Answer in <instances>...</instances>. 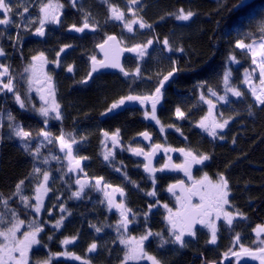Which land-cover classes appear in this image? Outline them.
Returning <instances> with one entry per match:
<instances>
[{"label":"trees","instance_id":"1","mask_svg":"<svg viewBox=\"0 0 264 264\" xmlns=\"http://www.w3.org/2000/svg\"><path fill=\"white\" fill-rule=\"evenodd\" d=\"M34 1L12 0L13 24L0 28V33H3L0 35V48L5 52L3 64L8 67L12 78H21L32 57V48L25 45V42H28L25 40L28 35L31 36L38 24L31 22L38 18L37 6L33 7ZM110 2L119 7H124L128 3L127 0H110ZM140 2L142 6L138 9V15L152 27L140 29L138 25L128 34L124 33L121 27H115L112 20L108 19V6L101 0H79L72 8L71 25L75 23L81 26L85 13L90 14V23L97 24V29L91 36L94 40L91 41L93 49L96 44L103 42L107 35L112 34L117 35L125 47L131 48L136 44L145 43L148 39H153V44L148 49L146 59L138 57L128 58L125 61V69L129 73H133L137 67L140 68L139 77L133 76L129 81L127 79L123 81L117 76L102 78L96 83L95 89L87 93L74 94L72 101H68V104L73 105L69 115L64 116L52 127L51 144L38 136L42 127L35 119L23 115L17 108L14 95L6 90L0 92V125H2L0 127V216L6 221L0 227L11 225L13 211L26 223L35 220L30 209L25 208L20 198L13 193L17 183L24 180L21 194L31 199L35 181L42 176L33 172L35 166L31 161L33 156L22 147L25 142L12 135L8 127L9 112L16 118L15 123L31 132L33 138L29 148L35 151L36 146L41 145L40 159L65 157L56 144L55 137L61 132L72 134L80 141L74 144L73 148L79 158L86 157L83 161L89 174L93 177L104 175L107 180L110 179L113 183L117 181L120 184L117 178L121 176L114 173V178V175L109 174L106 169L107 165L103 159L106 138L102 133L107 131L111 134L119 129V137L124 144H129L144 131L154 133L157 140H163V137L152 124L148 123L140 110L130 113L122 111L110 115H102V113L106 112L123 94H129L132 90L138 95L151 94L162 76L176 67L179 71L165 82L162 102L156 114L160 126L166 129L164 140L170 147L190 149L197 154L209 155L210 159L201 166V172L213 178H218V174L222 173L227 178L232 211L235 213L238 210L245 218L237 216L232 227H226L231 235L221 236L220 248L209 247L210 244H207L204 238L199 244L190 246L187 244L185 248L170 243L166 244L169 252L161 261L164 264H220L221 255L226 252L230 254L229 249L233 248L232 241L236 234H239L243 241L247 242L246 245L253 249L251 245L255 244L254 229L257 225L264 226V106H257L254 98L243 87L242 76L245 70L255 73L251 56L235 48L237 39H244L245 43L251 42V39L260 40L261 33L258 27L260 22L264 21V0H247V7L232 11L228 9L231 8L233 0H140ZM24 6L28 7V12L21 15ZM180 8L186 11L192 10L196 15L189 21H179L170 14L176 13ZM25 25L30 31L25 30ZM248 32L253 34L252 37L243 35ZM165 39L169 41L173 51L169 52L164 48ZM78 46L82 47V44ZM180 48L184 51L177 50ZM231 54L237 57L239 63L228 59ZM225 70L231 71L230 83L244 95L241 98H232L227 106L218 107V113L220 116L223 114V119L233 118L230 119L225 133L219 135L223 139H214L207 132L196 127V123L207 115L209 107L200 100V95L203 93L207 97L209 87L216 90L219 95H224L222 81ZM15 90L18 92V85H15ZM249 105L252 106L254 115L248 114ZM177 107L185 112V118L176 117ZM35 167L52 174V184L56 192L63 188L59 185L61 182L59 177L66 167L64 163L55 159V162L40 163V166ZM142 191L149 192V186L142 187ZM4 200L8 202L7 207L3 203ZM70 206L72 215L65 228L60 230L43 228L44 231L40 234V249L33 253V258L43 261L49 255L63 251L61 241L65 237L76 236L73 245L67 247L69 252L88 259L90 264H119L121 257L112 252L113 236L106 234L107 230L103 231L107 239L106 243L103 246L98 243L96 250L98 254L95 256L88 254V247L93 242L97 244L99 234L95 229L88 228L81 217H84L88 210L91 219L92 213L97 212L99 205L85 200L77 204L72 201ZM54 207H57V204ZM163 213L159 211L158 215L162 214L164 218ZM155 219L158 220H155L156 228L162 218L158 216ZM158 227L160 230V225ZM163 235H165L164 239H170L169 230ZM49 236L52 239H49ZM113 258L114 261L111 260Z\"/></svg>","mask_w":264,"mask_h":264},{"label":"snow or ice","instance_id":"2","mask_svg":"<svg viewBox=\"0 0 264 264\" xmlns=\"http://www.w3.org/2000/svg\"><path fill=\"white\" fill-rule=\"evenodd\" d=\"M102 3L108 6L109 11V20L119 21L123 24L124 29L128 32H133V25H139L140 29L151 28L152 26L144 21L142 16L138 15L137 10H135L134 6L140 3V0H127L130 5L127 9V12L131 14V18H126L125 11L121 10L118 5H115L110 2V0H101ZM72 6H76V0H71ZM247 7V0H233L232 6L229 11L241 9ZM64 8V4L60 2V0H40L38 5L39 17L36 20H32V23H38V27L35 28V31L32 33L34 35L43 37L45 35V26L47 24H60L61 23V15L62 9ZM142 10V9H141ZM12 0H0V25L5 27L13 24V20L11 18L12 13ZM28 7L24 6L22 9V13H27ZM170 15H174L175 19L179 21H189L191 20L196 13L192 10H185L183 8L178 9L176 13H172ZM89 13H85L83 16V23L81 26H77L75 23L68 26L69 31H75L78 33H83L85 29H89L91 31H96L97 24L89 22ZM16 27H20V25H16ZM25 30H29L27 25H25ZM259 32L261 33L260 40L257 41L255 39H251V42L245 43L244 39H237L235 42V48L246 50L248 54L251 55V63L259 69V84L256 85L252 81L251 74L245 70V76L243 83L248 85V90L250 91L252 97L256 101L257 106H264V21H261L258 27ZM3 35V33H0ZM246 37H252V33H244ZM17 42H19V37H17ZM111 42V43H110ZM122 41L119 40L115 35H107L106 39L98 45L101 51L105 54V59L102 61L96 60L93 56L92 67L88 73L86 79L81 81L82 83H87L88 79L92 77V73L99 70V68L113 67L120 68V71L124 73L125 76L133 75L134 77H139L141 75L140 68L137 67L133 73H129L125 71L123 67L119 64V54L122 51H132L136 52L139 58H144L148 55V49L153 44V39H148L145 43L136 44L131 48H121ZM164 48L169 52L173 51L171 48L169 41L165 39L163 41ZM71 47V45H64L58 52L57 57H59L60 53L63 52L66 48ZM178 51H184L183 48L177 49ZM5 52L3 48H0V56H4ZM228 59L234 63H239L237 57L234 54H231ZM33 63L29 64L28 67L24 69L26 73H29L27 77L28 91L33 89L35 85H42L43 87H38L35 90L40 93V100L42 101V106L38 109V113L47 118L51 113H54V119L61 120L62 114L60 112V104L55 99V91L52 86V77L48 75L44 71V66L48 63L47 58L44 53H39L36 56L32 57ZM58 63V61H57ZM0 78L8 76V80L6 83L0 82V92L6 90L9 93H13L15 103L19 105L21 109L26 108L25 100L21 98V95L16 92L15 86L13 84V78L9 76V69L6 65L0 64ZM67 71L72 72L73 66H67ZM179 69L173 67L171 71H169L166 75H163L162 78L158 81V85L155 87L154 92L151 94H129L125 97L120 98L118 101L113 102L111 106L106 110V112L102 113V115H107L111 113L114 109H118L125 104L126 101H138L142 106L150 103L151 104V119L156 121L157 124H160L159 119L156 117V106L160 102L162 98V89L165 86V82H167ZM254 71V70H253ZM231 71L225 70L223 73V85H224V95H219L216 90L212 88H208V94L211 97H215L216 100L221 101L225 104L229 103L228 93H231L232 96L241 98L244 94L236 87L230 83ZM47 92V96L43 93ZM200 100H202L208 107V113L204 117H202L197 123L196 127L202 129L207 132V134L213 138H217L218 130L223 131L224 128L229 124L230 119L233 117H229L227 119H218L214 114V109L216 108V104L212 99H208L202 93L200 95ZM35 107V106H33ZM249 115H254L252 112V106L249 105ZM175 115L178 119L185 118V112L181 110L180 107L175 109ZM145 118L149 117V112H144ZM223 114H221V117ZM8 121L10 122L8 127L11 130L12 135L17 137L22 142V147L29 155L33 156L35 159L41 155V145H37L35 151H32L29 148V144L32 140V134L30 131L25 130L21 125L15 123L16 118L8 113ZM47 122V121H45ZM2 127V125H0ZM161 132L164 131V127L161 126ZM179 131V129H177ZM103 136L106 139H110L112 143V148H108L107 144H105V151L103 153V159L106 162H110L114 159V151L116 147L120 145L119 139V129H117L113 133H109L104 131ZM141 136L144 137L145 140H150L151 137L148 132L140 133ZM38 136L43 137L45 141L49 144L53 142L52 134L48 131L42 130L38 133ZM223 139V137H219ZM56 140L59 141V148L61 152L65 153V158L68 161V172H77L83 171L81 168V160L86 159V157L76 158L73 156V145L79 143L75 136L72 134H65L61 132L58 137H55ZM85 139V138H81ZM235 141H233L234 143ZM152 150L150 152H145L143 148H131L130 151L132 154L136 156H144L147 163L143 165L144 171L149 173V178L152 179L153 186L155 185V176L154 174L157 171H164L165 169H179L184 172L189 179H192V166L194 164H203L205 161L209 160V155L206 154H197L192 150H186L184 148L173 149L170 147L163 148L164 152H173L179 151L184 156V161L182 164H172L171 157L168 158V163L164 164L160 168H155L152 166V156L156 153L157 150L162 148L160 144H153L151 146ZM53 159L59 160V157H52ZM40 163L47 164L49 162V158L45 157L43 160L39 161ZM115 171L121 172L120 167H116ZM33 172L42 175V181L35 188L36 195L34 197L36 203L32 205L30 203V198L27 196H23L21 194L22 186L24 185V180H21L17 183L15 192L13 195L18 196L20 201L23 203L25 208L34 211L36 214H40L41 210L44 207V197L51 190L47 184L50 179V172L47 170H42L38 167H33ZM125 178L126 175H125ZM131 182V181H130ZM134 183V182H132ZM75 184L78 186L76 191H73L71 196L75 199H81L85 195L86 188H92L96 191H99L104 196V201L107 202V207L109 210L116 209L119 213V221L116 225L117 232L120 229H124L125 232L128 229L130 223H133L132 220L129 219V214L132 213V210L128 208L125 204L124 197L126 195L124 188L122 187H113V185L104 182L103 177L94 178V183H91L85 174L84 179L77 178L75 180ZM138 187V185H136ZM180 189V195L176 196V208L173 211L172 208L168 206V204H164L163 207L167 211V216L165 220L169 226V236L170 239H164L163 233H153L150 229L146 230L144 234L139 236L138 238L135 236L125 237L123 235L119 236V242L125 248L123 260L121 264H128L129 261L136 262L138 264L141 260H147L150 264H162V261L158 259L154 255H150L144 246V242L149 240L150 237L156 236L160 238L159 246L164 247L166 244H175L179 245L181 248L187 246V242L185 237H193L195 238L197 235L196 226L200 225L210 232V239L207 241L209 244H215L217 242V221L223 218L225 225L231 227L233 225L234 219L239 216L241 218H245L244 214L239 212L238 210L235 213L228 212L225 210L226 205H230V201L228 199L230 195L229 181L227 178L221 173L218 174L217 180H212L207 173L203 175L198 180L192 179V183L190 186H185L183 181L178 182V184H172L168 186L167 191L175 195V190ZM110 190V191H109ZM119 194L121 197L120 201L116 200V194ZM148 196H155V190L146 192ZM59 199V197H57ZM194 200H198V202H194ZM104 201H101L102 203ZM5 207H7V200L3 201ZM158 203V202H157ZM60 212L65 213L70 216L71 212L68 211L63 204L60 206ZM153 205H149V211ZM51 211L49 210V215H51ZM135 215L134 213H132ZM147 217V213H145ZM66 216H61L59 219L55 221L52 227L56 230H59L66 219ZM6 221L2 216H0V225L5 224ZM25 224V221L20 219L15 211L12 212V222L8 227H0V264H29L31 252L34 245H39L41 243L38 236L41 232L44 231L43 227L36 222L35 220L29 222L28 230L23 232L20 236L17 233L20 232L21 227ZM90 227L95 228L97 233L102 231L101 227H97L95 225H90ZM256 233V241L254 243H258L260 246L255 250L245 247L240 243V236L236 234L235 243L239 244V250L233 251L229 249V252L232 256L236 257V264H239L240 259L242 257H250L252 260H258L259 264H264V239H261V235L264 234V226L257 225L254 229ZM49 239H52L49 236ZM77 239L76 236L65 237L62 241V245H69L73 243ZM97 250V244L93 242L88 247L87 251L89 253L95 252ZM54 255L60 256H70L74 260L81 261V264H90L88 259H84L78 255H75L71 252H63L56 253ZM225 259L229 258V253H224ZM37 264H51V256L48 259L43 261H38Z\"/></svg>","mask_w":264,"mask_h":264},{"label":"flooded vegetation","instance_id":"3","mask_svg":"<svg viewBox=\"0 0 264 264\" xmlns=\"http://www.w3.org/2000/svg\"><path fill=\"white\" fill-rule=\"evenodd\" d=\"M79 0H77L78 2ZM46 2V0H45ZM61 3L64 4V8L62 11L61 15V23L60 24H47L45 26V35L43 37L30 34L27 36L25 42L29 48H32V57L38 55L39 53H44L45 57L48 60V63L44 66V71L52 77V86L55 91V99L56 101L60 104V112L62 114V118L64 116H68L70 112V108L73 107L72 104H68V101H72V98L74 94H80V93H87L93 89H95L96 83L102 79V78H107V77H120L123 81H126V79L129 81L133 77V75L125 76L123 72L120 73H114V72H106V73H99L95 74L93 77L88 79L87 83H82L84 79L87 78L89 71L91 70V57H95L96 60L102 61L103 56L98 50V44L94 46V49L91 46V41H94L93 38L91 37L94 35L95 31H84L81 35L75 34L71 31L68 30V26L71 25L72 21L70 18V13L72 11V3L70 0H60ZM40 3V0H35L33 3V7L37 6V14L39 17V12H38V5ZM113 24L115 26H118L121 24L119 21L112 20ZM118 24V25H117ZM39 25L37 24V27ZM120 27V25L118 26ZM0 28H5V26L0 25ZM33 33V32H32ZM115 35V34H112ZM117 36V35H115ZM118 37V36H117ZM106 39V38H105ZM104 39V40H105ZM119 39V37H118ZM103 40V41H104ZM120 40V39H119ZM24 42V40H23ZM82 44V47L78 46ZM64 45H71V47L66 48L63 52L60 53L59 57H57V52L64 46ZM121 46L125 49L130 48V47H125L121 44ZM94 51V52H92ZM32 57L29 60V64L33 63ZM128 58H138L131 56V55H126L125 59L123 61V68L125 69V61ZM3 56H0V64H3ZM58 61V63H57ZM28 64V65H29ZM73 66V71L68 72L67 71V66ZM126 71V69H125ZM10 76V74H9ZM21 78H13V84L18 85V93L21 95V98L25 100L26 103V108L21 109L18 104L17 108L22 111L23 115L30 119H35L41 128V131H48L51 132L52 127H54L57 123H59L61 120H56L54 119V113H51L49 117L45 118L41 116L38 111L35 109H38L39 107L42 106V101L40 100V93H38L35 89L38 87H43L42 85H35L34 91H28V84H27V73L24 72L21 76ZM8 80V79H7ZM7 80L2 77L0 78V82H7ZM135 90H132L129 92V94H132ZM13 95V93H11ZM45 96H47V92L43 93ZM128 93H125L121 96L125 97L129 95ZM120 98H118L119 100ZM117 100V101H118ZM162 102V98L160 102L156 106V114L159 105ZM35 106V107H33ZM151 108V104L147 103L145 105H141L138 101H126L123 106H121L118 109H114L111 113H108L107 115L110 114H117L118 112L122 111H129L134 112L140 110L142 114H144L145 111H149ZM47 121V122H45ZM149 124H152L154 129L156 131H159L161 134V137H163V140H157L154 133H150L149 131H144L148 132L150 136H152V141L149 143H143L140 141H137L136 138L140 135H137L132 142L129 144H124L120 140V145L115 148L117 155L114 156V159L110 162H105L107 165L106 169L109 171V174L115 173V175L121 176L119 179L120 184L113 183V181H110L106 179V176L102 175L104 178V182L109 183L113 185V187H122L125 190V197L123 198L125 201V204L128 208L132 210V213L129 214V219L133 221V223H130L128 226L127 231L125 232L124 229H120L119 232H117L116 225L120 219L119 213L116 209L109 210L107 207V202L104 201V196L101 192L96 191L92 188H86L85 189V195L81 199H75L72 198L71 194L73 191L77 190V185L75 184V180L77 178L84 179L85 174L87 175V178L91 183H94V178L98 177H93L92 175L89 174L87 167L85 165V162L83 159L81 160V168L83 171H77V172H68V161L65 157L59 159L62 163L65 164V169L63 174H61L59 185H62V189H59V191L54 189V185L52 184L53 182V176L50 173V179H49V188L51 189L44 197V207L40 214H36L34 211L30 212L34 215L35 221L38 222L43 228H51L55 230L52 225L55 223L57 219H59L61 216H66L67 218L64 220L63 226L60 229L65 228L67 223H69V220L71 219V215L68 216L67 212L61 213L60 212V205L63 204L65 208L68 211H71V206L72 201H75V204L78 202H95L97 203L98 210L96 213H92V218L89 219V212L87 210L86 214L84 217H81L84 220V223L88 226V228H91V230L95 229L93 227H90V225H95L97 227H101L102 231L99 234V239L97 242V247L98 243L103 246L104 243H106V238L105 234L103 231L107 230L106 234L113 236V240L111 244L113 243V253L116 255H119L121 257V261L123 260L125 248L120 244L119 242V236L125 234V236H135L139 237L142 234L145 233L146 230L150 229L153 233H163L166 234L169 230V226L167 224V221L165 220V217L167 216V211L163 207L164 204H168L170 208L175 211L176 208V196L180 195V189L175 191V195L172 193L168 192V186L172 184H178V182L183 181L185 186H190L192 183V179L198 180L201 177H203L204 173L201 172V166L203 164H194L192 166L191 172H192V179H189L188 176L184 174L182 170L179 169H165L164 171H157L155 173V185L153 186L152 179L149 178V175H147L144 171L143 165L146 163L147 160H145L144 156H136L132 154L130 151L131 148H143L145 152H150L152 150L151 146L153 144H160L162 145V150H161V155L159 159L155 163V168H160L164 164L168 163V158L171 157V163L172 164H182L184 161V156L179 152V151H173V152H164L163 148L165 147H170L169 144H167L164 140L165 138V130L163 132L160 131L161 128H159L157 125L153 124V122H148ZM161 127V126H160ZM227 128V127H226ZM226 128H224L223 131L218 132L217 138L218 139L220 134L225 133ZM40 131V132H41ZM143 133V132H142ZM120 139V137H119ZM109 142L110 139H109ZM56 144L59 145V141H56ZM173 148V147H170ZM176 149V148H173ZM42 159L39 157H36L35 159L32 158L31 161L34 163L35 166H40V162ZM55 162V159H49V162ZM83 162V163H82ZM116 167L121 168V172L115 171ZM114 175V178H115ZM125 175L127 178H125ZM209 176V175H208ZM212 180H217L218 178H213L209 176ZM42 176L39 180L35 181V186L33 190V195L30 199V202L32 205L36 203L34 197L36 195L35 188L38 186V184L41 182ZM131 181V182H130ZM134 182V183H132ZM122 184V185H121ZM58 185V186H59ZM138 185V187H136ZM145 185L149 186L150 191L155 190L156 195L155 196H148L146 195L144 191H142V187ZM125 187H128V189H125ZM149 191V192H150ZM57 195V196H55ZM118 193L116 194V200L120 201L121 198L117 196ZM59 197V199H57ZM230 204H231V194L228 197ZM77 201V202H76ZM101 201H104L103 203ZM158 202V203H157ZM194 202H198V200H194ZM57 204V207H54V205ZM53 205V206H52ZM149 205H153L151 210L149 211ZM49 210L51 211V215H49ZM225 210L228 212H232V206L231 205H226ZM159 211L164 212V218L162 214H159ZM145 213H147V217L145 216ZM56 215H58L56 217ZM161 217L162 220H160V230L158 225L156 228L154 227L155 225V220L158 221L157 217ZM20 219H22L20 217ZM24 220V219H22ZM235 221V219H234ZM233 221V223H234ZM28 222L23 225L24 231H27L28 227ZM217 227H218V232H217V242L215 244H210L209 247H219L221 244V236H229L231 235V232L226 230L225 222L223 218L221 220L217 221ZM232 227V226H231ZM59 229V230H60ZM196 231L197 235L195 238L193 237H185V240L187 244L190 245H197L199 244V241L204 238L206 242L210 239V232L208 229L197 225L196 226ZM41 234V233H40ZM40 234L38 236V239H40ZM165 235H163L164 238ZM254 240L256 241V233L254 231ZM261 239H264V235H261ZM160 238L153 236L150 237L149 240L144 242L145 250L150 254L156 256L158 259L162 260V257L169 252V247L167 245H164V247L159 246ZM235 239H233L232 244H233V251H238L239 250V244H236L234 247ZM240 243L243 244L245 247H248L246 245L247 242H244L243 239L240 237ZM209 244V243H207ZM73 245L72 243L69 244V246H64L62 247L61 252L63 253L66 252L67 247H70ZM253 250H255L257 247L260 245L258 243L252 244ZM180 247V246H179ZM185 248V247H184ZM220 248V247H219ZM40 246L39 245H34L32 248L31 253L29 254L30 256V261L29 264H37L39 260H36L33 258V253L35 251H39ZM252 249V248H251ZM69 252V250H67ZM105 252V251H104ZM103 252V253H104ZM56 254V253H55ZM91 256H95L98 253L91 252L89 253ZM105 254V253H104ZM103 254V255H104ZM51 256V264H59L61 262L63 263H76V264H81L78 261H72V260H67L64 258H56L57 255H49ZM234 256L229 254V258H232ZM49 258V257H48ZM47 258V259H48ZM220 264H223L222 261L225 259L224 255H221ZM86 259V258H84ZM102 259L104 257L102 256ZM111 260H115L114 258ZM59 262V263H58ZM121 264V262H119ZM162 264L163 261H162ZM228 264H236V257L232 258L231 261H229Z\"/></svg>","mask_w":264,"mask_h":264},{"label":"rangeland","instance_id":"4","mask_svg":"<svg viewBox=\"0 0 264 264\" xmlns=\"http://www.w3.org/2000/svg\"><path fill=\"white\" fill-rule=\"evenodd\" d=\"M71 1V0H70ZM76 4H77V0H76ZM130 5L127 3L124 7L122 6V7H120L121 8V10H123V11H125V13H126V18H128V19H130L131 18V14L130 13H128L127 12V9H128V7H129ZM142 6V2H140L139 4H137V5H135L134 6V8H135V10H137V12L139 13V11H138V9L140 8ZM62 11H63V9H62ZM118 25V24H117ZM120 25V27L122 28V30H123V32L124 33H130V32H128L126 29H124V27H123V24L121 23V24H119ZM118 25V26H119ZM138 25H133V29H134V27H137ZM115 27H117V26H115ZM134 31V30H133ZM132 33V32H131ZM243 51H245L246 53H247V51L246 50H243ZM250 55V54H249ZM251 56V55H250ZM145 58V57H144ZM146 59V58H145ZM252 66H254V68H255V73H250L251 74V76H252V81H253V83L254 84H256V85H258L259 84V69L258 68H256V66L255 65H252ZM0 71H2V69H0ZM28 75H29V73H27V77H28ZM244 76H245V74L242 76L243 77V79H244ZM6 80L9 78L8 76H5L4 77ZM243 87L244 88H246V90L250 93V91L248 90V85H246V84H244L243 83ZM34 86H33V89L31 90V92H33L34 91ZM208 96L206 97V98H208V99H212L213 101H214V103L216 104V108L214 109V114L216 115V117L218 118V119H222V117L219 115V113H218V107H220V106H227L229 103H230V101H231V99L232 98H235L234 96H232L231 95V93H228L227 95H228V99H229V103H227V104H225V103H223V102H221V101H218V100H216V98L215 97H211V96H209V94H207ZM250 95H251V93H250ZM252 96V95H251ZM253 98V97H252ZM255 100V99H254ZM256 102V101H255ZM149 117L148 118H146V120L149 122H153V124H155V125H157L159 128H161L160 127V124H157L156 123V121H154V120H152L151 119V108L149 109ZM229 125V124H228ZM228 125L226 126V127H228ZM225 127V128H226ZM105 144H107V147L108 148H112V145H111V143L109 142V139H105V142H104V148H103V153H104V151H105ZM113 151H114V156H116L117 155V152H116V150L115 149H113ZM63 154L65 155V153L63 152ZM73 156L74 157H76V158H79V155H78V153L76 152V150L73 148ZM42 181V180H41ZM47 186L49 187V182H48V184H47ZM42 211V210H41ZM23 231H24V227L22 226L21 227V229H20V232L19 233H17V235L18 236H20L22 233H23ZM122 235L123 236H125V234H123V232H122ZM125 237H128V236H125ZM122 245V244H121ZM64 246H67V245H64ZM123 246V245H122ZM124 247V246H123ZM32 251V250H31ZM67 251V250H66ZM68 252V251H67ZM31 253V252H30ZM29 253V254H30ZM56 258H64V259H67V260H72V261H78V260H74V259H72L70 256H68V257H66V256H63V255H60V256H56ZM78 262H80L81 263V261H78ZM128 264H136V262H132V261H129L128 262ZM138 264H150V262L149 261H147V260H141V261H139L138 262Z\"/></svg>","mask_w":264,"mask_h":264},{"label":"water","instance_id":"5","mask_svg":"<svg viewBox=\"0 0 264 264\" xmlns=\"http://www.w3.org/2000/svg\"><path fill=\"white\" fill-rule=\"evenodd\" d=\"M85 31H91V30H89V29H85ZM71 32H73V33H75V34H78V35H81V34H82V33H78V32H75V31H71ZM116 37H117V36H116ZM117 38H118V37H117ZM110 43H111V42H110ZM121 48H123V47L121 46ZM98 50H99L100 53L102 54V56H103V60H104V59H105V54H104V52L101 51V49H100L99 47H98ZM126 55H131V56H134V57H137V56H138L136 52H132V51H126V50H125V51L120 52V54H119V64H120L121 67H123V61H124ZM91 67H92V62H91ZM106 72H114V73L116 72V73H120L121 71H120V68H113V67L99 68L98 71L92 73V77H93L95 74L106 73ZM218 132H220V130H218ZM149 135H150V134H149ZM150 137H151L150 140H145L143 136L139 135V136L136 138V140H137V141H140V142H143V143H149V144H150V142L152 141V136H150ZM110 141H111V140H110ZM161 150H162V148L159 149V150H157L156 153L152 156V166H153V167H155L154 165H155L156 161L159 159V157H160V155H161ZM146 163H147V161H146ZM145 173H146L147 175H149V173H147V172H145ZM154 175H155V174H154ZM178 189H179V188H177L176 190H178ZM176 190H175V191H176ZM109 191H110V190H109ZM117 196H119V194H118ZM119 197H120V196H119ZM120 198H121V197H120ZM263 235H264V234H263ZM232 258H234V257H232ZM232 258L224 259V260L222 261V263H223V264H228L229 261L232 260ZM239 264H259V261H258V260H252L250 257H242V258L240 259Z\"/></svg>","mask_w":264,"mask_h":264}]
</instances>
